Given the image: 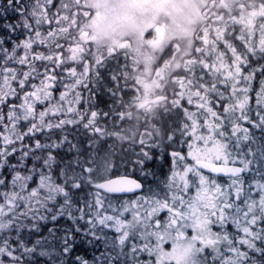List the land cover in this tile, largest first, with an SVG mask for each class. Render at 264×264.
<instances>
[{
    "label": "snow or ice",
    "instance_id": "obj_1",
    "mask_svg": "<svg viewBox=\"0 0 264 264\" xmlns=\"http://www.w3.org/2000/svg\"><path fill=\"white\" fill-rule=\"evenodd\" d=\"M0 264H264V0H0Z\"/></svg>",
    "mask_w": 264,
    "mask_h": 264
},
{
    "label": "rangeland",
    "instance_id": "obj_2",
    "mask_svg": "<svg viewBox=\"0 0 264 264\" xmlns=\"http://www.w3.org/2000/svg\"><path fill=\"white\" fill-rule=\"evenodd\" d=\"M222 182H226V180H222Z\"/></svg>",
    "mask_w": 264,
    "mask_h": 264
},
{
    "label": "water",
    "instance_id": "obj_3",
    "mask_svg": "<svg viewBox=\"0 0 264 264\" xmlns=\"http://www.w3.org/2000/svg\"><path fill=\"white\" fill-rule=\"evenodd\" d=\"M222 178H226V177H222Z\"/></svg>",
    "mask_w": 264,
    "mask_h": 264
}]
</instances>
